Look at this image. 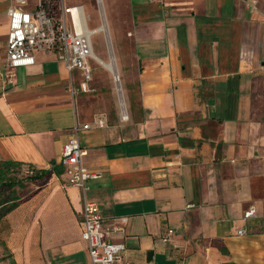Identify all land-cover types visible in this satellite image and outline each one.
I'll return each instance as SVG.
<instances>
[{"label": "crops", "instance_id": "obj_1", "mask_svg": "<svg viewBox=\"0 0 264 264\" xmlns=\"http://www.w3.org/2000/svg\"><path fill=\"white\" fill-rule=\"evenodd\" d=\"M13 2L0 0V160L49 172L23 179L0 223L15 264H92L85 200L105 239L139 264H264V0H127L123 85L115 55L98 60L119 76L109 110L71 94L55 51H36L6 83ZM76 125L84 163L100 173L85 190L60 163Z\"/></svg>", "mask_w": 264, "mask_h": 264}, {"label": "built area", "instance_id": "obj_2", "mask_svg": "<svg viewBox=\"0 0 264 264\" xmlns=\"http://www.w3.org/2000/svg\"><path fill=\"white\" fill-rule=\"evenodd\" d=\"M13 1L8 9L6 83L14 82L17 68L36 63V51L46 53L55 51L57 59L70 74L71 94L75 96L94 91L91 86L93 68L90 60L93 58L98 61L99 57L93 50V33L88 26L89 17L83 5H68L66 0H36L35 8L29 10L26 8L29 0ZM246 1L251 9L256 8L257 0ZM76 70L80 72L78 81L73 76ZM97 124L102 127L106 122L99 119ZM79 127L75 126V133L63 145L60 163L69 176V183L85 190L88 179L98 177L100 173L89 169L84 163V157L88 152L80 142ZM82 127L87 129L89 124ZM256 216L255 206L244 212L246 219ZM173 233L174 230L169 229L162 236V241H170ZM238 233L245 234L246 230L240 229ZM105 235L104 216L98 204L85 200L82 237L88 244L92 264H139L125 256L124 243L106 240Z\"/></svg>", "mask_w": 264, "mask_h": 264}, {"label": "rangeland", "instance_id": "obj_3", "mask_svg": "<svg viewBox=\"0 0 264 264\" xmlns=\"http://www.w3.org/2000/svg\"><path fill=\"white\" fill-rule=\"evenodd\" d=\"M34 0H30L32 4ZM67 4L77 5L83 4L85 13L88 15V26L90 29H98L103 24L106 25V31L97 30L92 35V43L94 53L104 61H109L110 54L115 55L117 68L120 74L118 83L123 85L124 69L122 64V46L130 51L132 44L120 42V36L124 34L126 24L128 22L129 13L127 10V0H66ZM101 6V7H100ZM101 13L106 21L102 22ZM102 23V24H101ZM116 24L118 25L116 32ZM113 41V47H112ZM109 42V43H108ZM110 44V46H109ZM122 45V46H121ZM114 49V50H113ZM90 65L93 68V80L91 86L95 89L86 95L90 100L96 102L99 109L113 108V93L112 87L116 84L113 73L108 71L100 62L95 59L90 60ZM29 175L28 171L21 169L18 173L20 178L26 179ZM5 241L0 234V264H12L9 252L6 250Z\"/></svg>", "mask_w": 264, "mask_h": 264}, {"label": "trees", "instance_id": "obj_4", "mask_svg": "<svg viewBox=\"0 0 264 264\" xmlns=\"http://www.w3.org/2000/svg\"><path fill=\"white\" fill-rule=\"evenodd\" d=\"M21 167L22 164H19L18 162L0 160V223L3 217L13 210L19 203L16 187L21 185L24 179L18 176ZM48 174L49 172L41 171L40 173L38 172L29 175L26 178L43 179ZM6 250L9 252L7 247ZM11 263L15 264V261L11 260Z\"/></svg>", "mask_w": 264, "mask_h": 264}, {"label": "bare ground", "instance_id": "obj_5", "mask_svg": "<svg viewBox=\"0 0 264 264\" xmlns=\"http://www.w3.org/2000/svg\"><path fill=\"white\" fill-rule=\"evenodd\" d=\"M105 30L106 31V26L104 27H99L97 30ZM96 30V31H97ZM94 31L95 30H92V33H94ZM99 60V59H98ZM105 64V66H106V68L110 71V72H112L113 74H114V72H116L115 70H116V66H115V63H114V61L113 60H111L110 62H107V63H104ZM117 73V72H116ZM115 76H117V74H115ZM114 76V77H115ZM117 80H118V78L117 77H115Z\"/></svg>", "mask_w": 264, "mask_h": 264}, {"label": "water", "instance_id": "obj_6", "mask_svg": "<svg viewBox=\"0 0 264 264\" xmlns=\"http://www.w3.org/2000/svg\"><path fill=\"white\" fill-rule=\"evenodd\" d=\"M117 78L119 77V76H116Z\"/></svg>", "mask_w": 264, "mask_h": 264}]
</instances>
